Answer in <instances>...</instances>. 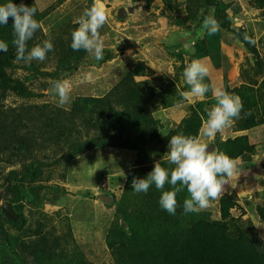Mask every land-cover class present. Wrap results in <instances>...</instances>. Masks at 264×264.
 I'll list each match as a JSON object with an SVG mask.
<instances>
[{
    "label": "trees",
    "instance_id": "obj_1",
    "mask_svg": "<svg viewBox=\"0 0 264 264\" xmlns=\"http://www.w3.org/2000/svg\"><path fill=\"white\" fill-rule=\"evenodd\" d=\"M155 1L145 0L144 6L149 9ZM161 1V14L171 24L191 29L207 16L218 21L220 30L215 35L210 36L204 30L203 35L192 43L194 58H209L213 66L222 68L224 31L232 34L253 55L249 70L241 72L242 83L232 86L225 75L223 86L229 93L240 96L243 103L241 118L234 121L236 131L264 126V53H260L256 42L244 39L247 34L255 41L253 32L235 26L228 18L236 0ZM255 1L264 7V0ZM4 2L6 0H0V3ZM14 2L36 7L35 18L42 26L51 9H41L36 0ZM92 2L89 0L88 6ZM76 27L78 25L73 23L71 30L49 33L42 27L28 42V47L49 39L53 49L45 60L25 63L16 60L11 18L7 25H0V40L9 45L8 51L0 52V156L7 155L22 163L20 169H12L0 184L6 196L13 194L10 202L19 216L17 221L9 220L0 206V264H92L69 235L59 236L49 231L45 220L26 228L27 217L20 199L27 184H30L31 194L39 199V190L44 188L43 178L50 179L64 161L67 163L78 155L108 147L136 153L122 193L116 200L115 216L105 239L113 264H264V239L255 232L252 224H245L242 216L233 213L236 209L241 210V215L246 213L236 192L221 193L216 199L219 210L216 218L206 210L185 214L186 190L177 194L175 215L160 207L161 190L154 185L147 193H141L140 202L132 200L135 194L133 178H143L152 171L155 161L162 159L168 151L172 135H200L201 117L206 115L204 109L215 103L212 97L190 103L187 115L163 135L162 121L155 113L161 107L166 109L186 102L181 93L187 86L183 90L177 83V76L161 75L154 82L144 79L148 76V67L140 62L107 93L78 95L70 108L50 102L16 106L2 103L10 95L23 99L37 97L40 93L31 89L29 82L41 77L58 80L87 61L90 56L84 50L74 51L70 46L71 34ZM104 57L111 60L113 48H104ZM50 60L54 61L51 71L44 69ZM19 68L29 73L14 76L8 71ZM227 69L229 65L225 72ZM246 112L251 115L245 117ZM258 146L246 133L229 145L217 141L216 151L233 158L244 156L249 162L257 154ZM161 163L169 167L163 159ZM261 166L264 173V162ZM55 189L61 190L60 186ZM164 190H170V185ZM52 199L54 203L59 200L58 197ZM256 211L264 224V204H258ZM7 224L16 231L10 232ZM33 236L36 241L31 247L25 238Z\"/></svg>",
    "mask_w": 264,
    "mask_h": 264
},
{
    "label": "rangeland",
    "instance_id": "obj_2",
    "mask_svg": "<svg viewBox=\"0 0 264 264\" xmlns=\"http://www.w3.org/2000/svg\"><path fill=\"white\" fill-rule=\"evenodd\" d=\"M36 1L41 9L51 8L49 15L43 21V27L47 33L52 30H71L74 20L89 5V0ZM101 4L108 11L109 20L100 29V33L104 41V48H113L114 59L106 60L104 57L102 60H96L90 56L76 71L60 77L59 79H69L72 83L70 100L63 106L65 108H70L72 100L78 95H103L107 93L131 67H136L138 63L142 62L139 60L141 59L139 55L133 58L128 56V51L131 52V50L126 49L131 46V40L129 39V37L131 38V31H136L147 17L162 15L160 11L159 13L149 14L144 7L145 0H101ZM236 7L237 5L229 12L228 18L231 19L235 26H243V28L253 32L258 50L261 54L264 53V7L259 6L255 0L249 1V4H245V7ZM129 21L131 22L129 23ZM124 22L128 24L124 25ZM133 26L134 28H131ZM194 29L195 34L193 33V35L196 36L195 39L201 37L205 30L203 21L196 22ZM224 36L228 39L234 38L232 34L226 31H224ZM116 38L119 40V44L116 43ZM190 46L192 47L193 45L190 43L188 46L187 44L184 47L185 50L188 51ZM239 46L245 48L243 44ZM233 49L234 47L231 48V50ZM133 50L135 54L138 52L137 49ZM182 51L183 49L179 53L185 55L189 53H182ZM233 54L234 60H226L220 69L213 66L209 59H200L210 66V75L205 78V83L216 87L219 85V88L224 90L222 74L219 73L222 72L224 76L228 75L232 86L241 84L244 80H242L241 72L249 70L250 65L253 63V55L248 51L241 52L239 47L234 49ZM118 55L121 56L118 57ZM171 57L173 62L165 64L162 69L149 68L155 74L149 79L146 77L144 79L154 82L161 75L171 76L168 74L169 72L175 74L174 78L177 75H181L183 72H180L181 69H179L181 59L176 54H171ZM192 58H194L192 55L188 56V62H191ZM175 61L177 62V67L174 64ZM183 61L186 64V61ZM52 62L54 61L50 60L44 69L53 70ZM228 65L229 71L225 72V68ZM8 71L14 76H23L29 73L22 68L9 69ZM138 79L143 78L139 77ZM52 81H54L52 77H41L28 83L31 89L40 93L37 97L23 99L10 95L2 103L7 106H16L50 102L58 106V97L50 92ZM177 81L184 90L186 85L184 84L183 76L181 75ZM211 96L212 93L209 91L205 94L204 99ZM195 101L197 100L187 99L186 102L180 105L158 109L155 116L162 121L163 128L161 132L163 135H166L173 125L187 115L189 104ZM249 134L251 141L259 145L257 155H254L249 162L244 156L238 158L237 175L228 180L221 193L236 192L238 194L240 203L246 213L241 215L240 209L234 210L233 213L235 216H242L245 224H252L255 232L264 239V224L260 221L256 211L258 204H264V196H261L264 191L263 193L256 191V187L264 190V173L261 166L264 162V127L250 130ZM237 136L233 123L222 134L217 133L214 139H208L203 136H200V138L208 147L213 144L215 146L214 150H216L217 141L221 140L226 145H229L238 139ZM135 156V151L108 147L78 155L67 163L64 161L63 164L54 170V174L50 179L43 178L41 184L44 185V188L39 190V199L31 194L29 190L30 184H27L20 199V204L24 207V213L27 217L26 228L35 227L39 220H45L49 231H54L59 236L69 235L70 239H73L80 246L84 255L92 264H113L105 239L110 223L115 216L116 200L119 199L122 193L125 177L134 163ZM21 167L22 163L16 158L7 155L0 156V184L3 183L5 176L12 169H20ZM104 178L110 180L111 188L109 191L99 188L100 182ZM58 186H60L61 190L55 189ZM11 197H13V194L9 193L6 196L5 189L0 187L1 207L3 202H10ZM55 197L59 199L56 203L51 201ZM141 198V193L137 192L132 196L133 202H140ZM203 210L211 213L214 218L219 216L216 199L212 200L210 206ZM7 227L10 232L16 231L15 227L9 224H7ZM35 241L36 238L34 236L25 238L26 244L31 247L34 246Z\"/></svg>",
    "mask_w": 264,
    "mask_h": 264
},
{
    "label": "clouds",
    "instance_id": "obj_3",
    "mask_svg": "<svg viewBox=\"0 0 264 264\" xmlns=\"http://www.w3.org/2000/svg\"><path fill=\"white\" fill-rule=\"evenodd\" d=\"M36 13V7L23 2L6 0L0 3V25H7L9 19L12 20V45L16 49L17 61L22 60L25 63L33 60L43 61L47 53L53 49L49 39L35 44L30 49L28 47V42L43 27L35 18ZM108 20V11L102 6L101 0H93L92 4L74 20L78 27L72 31L71 48L74 51L84 50L92 58L102 60L104 41L100 29L108 23ZM203 28L211 36L220 30V25L215 17L207 16L203 20ZM244 39L250 43L255 42L247 34ZM8 48V43L0 40V52H6ZM168 74L173 78L175 76L172 72ZM209 75L210 66L200 59L189 62L182 72L187 90L181 95L185 99L203 100L205 94L211 91L215 101L204 109L206 115L201 117L200 135L189 136L183 133L172 135L167 145L168 151L162 157L169 167L162 165V159L156 160L148 175L132 180V189L137 193H147L153 185L161 190L160 207L171 215H175L177 211L178 193L187 191V196L183 200L184 213H196L209 207L212 200L219 198L224 185L237 175L239 160L224 152L209 150L208 145L200 138L203 136L214 139L217 133L222 134L235 120L241 118L243 109L240 96L205 83V78ZM71 91L72 83L69 79L51 82L50 92L58 97L60 107L69 102ZM244 115L245 117L251 115V112H246ZM166 185H170V190H164ZM110 188L109 180L107 191Z\"/></svg>",
    "mask_w": 264,
    "mask_h": 264
},
{
    "label": "crops",
    "instance_id": "obj_4",
    "mask_svg": "<svg viewBox=\"0 0 264 264\" xmlns=\"http://www.w3.org/2000/svg\"><path fill=\"white\" fill-rule=\"evenodd\" d=\"M249 1H251V0H236L235 1V3H236L235 5H237L236 8H238V7L240 8V6L245 7V4H247V3L249 4ZM235 5H233V8ZM162 7H163V2L161 0H156L153 3V5H151V7L149 9H146V7H145V9L148 10L149 14L150 13H159V11L161 12V10L163 9ZM231 10H233V9H231ZM130 22L131 21H129V23ZM127 24H128L127 22H124V25H127ZM131 28H134V26ZM137 30L131 31V35H130L131 36V39H130L131 40V46H129L130 48L128 47L126 50H128V49L131 50V52L128 51V53H129L128 56H130L132 58L137 56V55H139L141 57V59H139V60L144 62L146 64V66L148 67V76H146V78L149 79L152 77L153 74H155L154 72L150 71L149 68L156 67V68L162 69V67L165 64L172 63L173 58L171 57V54H176L181 59L182 64L180 63V65H179V69H181L180 72L183 71V69L180 66L186 65L190 62V61L188 62V56L192 55L193 48L190 46V47H188L189 50L187 51V50H185L184 47L187 44L189 46L190 43L192 44L195 41V35H193V33L195 34L194 28L189 29V28H184V27L178 26V25L170 24L169 19L166 16L160 15L158 17H156V16L155 17H147V19L144 20V22L139 25ZM190 38H192V39H190ZM115 41H116V43L119 42V40H117V38L115 39ZM238 44L241 45L242 43H240V41L237 40L235 37L229 38V39L227 37L224 38V42L222 44V53L224 54L225 61L226 60H231V61L234 60V56H233L234 55L233 54L234 49H236L238 47L240 48L241 52L247 51V49L245 50V48L240 47ZM131 47H134V48H131ZM232 47H234L233 50H231ZM133 49H137L138 52L135 54ZM181 49H183L182 53L183 52H185V53L189 52L188 55L180 54L179 51ZM125 53H127V52H125ZM166 53H168V55H166ZM120 56L121 55H118V57H120ZM194 59L195 58H192V60H194ZM207 59H209V58H207ZM183 60L186 61V64L184 63ZM228 62L230 63V61H228ZM174 64H175V67L178 66L176 61L174 62ZM175 67H174V69H175ZM219 73L222 74L221 77L223 79L224 74L222 72H219ZM181 75H177V77L180 78ZM169 77L172 78L171 76H169ZM227 77H228V75H227ZM143 78H145V77H143ZM229 80H230V78H229ZM218 88H219V85H218ZM259 127H264V126H259ZM256 128H254V129H256ZM236 133L238 134L237 138L239 139L240 135L246 134V133L249 134V131H236ZM256 191H258L259 193L260 192L263 193L264 190L262 188L256 187ZM261 196H264V193ZM249 197H251V196H249Z\"/></svg>",
    "mask_w": 264,
    "mask_h": 264
},
{
    "label": "water",
    "instance_id": "obj_5",
    "mask_svg": "<svg viewBox=\"0 0 264 264\" xmlns=\"http://www.w3.org/2000/svg\"><path fill=\"white\" fill-rule=\"evenodd\" d=\"M0 57H1V55H0ZM0 63H1V60H0ZM214 147L215 146L213 144H211L209 146V150H214ZM2 211L9 220L17 221L19 219L17 211L15 210L13 204L9 201L3 202Z\"/></svg>",
    "mask_w": 264,
    "mask_h": 264
},
{
    "label": "built area",
    "instance_id": "obj_6",
    "mask_svg": "<svg viewBox=\"0 0 264 264\" xmlns=\"http://www.w3.org/2000/svg\"><path fill=\"white\" fill-rule=\"evenodd\" d=\"M100 189H109V179L108 178H104L102 181H101V184L99 186Z\"/></svg>",
    "mask_w": 264,
    "mask_h": 264
}]
</instances>
